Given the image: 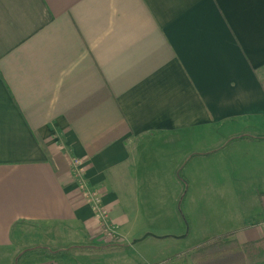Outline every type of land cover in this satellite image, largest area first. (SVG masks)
<instances>
[{"label": "crops", "instance_id": "crops-1", "mask_svg": "<svg viewBox=\"0 0 264 264\" xmlns=\"http://www.w3.org/2000/svg\"><path fill=\"white\" fill-rule=\"evenodd\" d=\"M261 141L264 0H0V264H222L197 250L264 240V173L229 228L194 203L191 250L169 182Z\"/></svg>", "mask_w": 264, "mask_h": 264}, {"label": "rangeland", "instance_id": "rangeland-1", "mask_svg": "<svg viewBox=\"0 0 264 264\" xmlns=\"http://www.w3.org/2000/svg\"><path fill=\"white\" fill-rule=\"evenodd\" d=\"M241 136L234 135L232 140H241ZM210 156L211 154L189 166L190 176L195 170L201 171L204 176L198 178L193 175L188 181L180 180L177 187H173L169 182L170 191H179L177 208L180 211L179 217L183 219L189 232L187 244L184 246L189 250L194 249L208 234L216 232L203 229L199 215L193 212L194 203L199 199L206 200L203 218L209 222L207 225L220 221L224 228H229L230 222L240 217V214L236 213L240 209L238 205L246 200L244 195L251 190L253 180H260L264 173L262 141L252 145L244 142L226 144L216 156ZM151 188L154 190V185ZM31 232L32 230L25 229L27 236ZM262 258L264 259V256Z\"/></svg>", "mask_w": 264, "mask_h": 264}, {"label": "trees", "instance_id": "trees-1", "mask_svg": "<svg viewBox=\"0 0 264 264\" xmlns=\"http://www.w3.org/2000/svg\"><path fill=\"white\" fill-rule=\"evenodd\" d=\"M230 233L212 238L199 247V258L214 260L222 264H257L264 262V240L238 244L235 240H228Z\"/></svg>", "mask_w": 264, "mask_h": 264}, {"label": "built area", "instance_id": "built-area-1", "mask_svg": "<svg viewBox=\"0 0 264 264\" xmlns=\"http://www.w3.org/2000/svg\"><path fill=\"white\" fill-rule=\"evenodd\" d=\"M73 175L77 180L78 187L82 191L85 200L89 203L92 208L93 216L98 220L101 231L108 236H114V229L109 223V216L106 207L104 206L101 195L97 190L90 189L87 187L84 178V166L83 160L74 158L72 160ZM264 228V222H263Z\"/></svg>", "mask_w": 264, "mask_h": 264}]
</instances>
